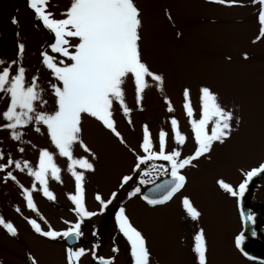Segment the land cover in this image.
I'll use <instances>...</instances> for the list:
<instances>
[{"label": "rangeland", "instance_id": "rangeland-1", "mask_svg": "<svg viewBox=\"0 0 264 264\" xmlns=\"http://www.w3.org/2000/svg\"><path fill=\"white\" fill-rule=\"evenodd\" d=\"M251 2L0 0V264L60 261L67 231L101 237L117 211L161 264L180 206L215 237L233 168L264 144ZM148 160L184 176L153 209L128 187Z\"/></svg>", "mask_w": 264, "mask_h": 264}, {"label": "flooded vegetation", "instance_id": "flooded-vegetation-1", "mask_svg": "<svg viewBox=\"0 0 264 264\" xmlns=\"http://www.w3.org/2000/svg\"><path fill=\"white\" fill-rule=\"evenodd\" d=\"M250 1L252 2L239 6H250L246 15L252 16L253 21L259 17V22H263L264 0ZM250 158L253 160L250 161ZM248 161L242 167L237 165L233 168V173L238 175L231 189L224 190L226 203L223 204L221 213L220 210L213 212V223H220V219L222 220L221 225L216 227L217 235L214 234V238L205 237L207 233L202 229L201 219L190 211L196 210L194 207L185 209L180 206L177 223L179 242L174 247L177 254L172 258L174 264H218L215 261L223 264L215 256L218 251H222L226 264H264V144L252 149ZM147 163L150 167L143 169L140 178L138 176L135 183L128 187L138 188V202L145 208L153 209L167 203L180 191L184 176L177 170L168 175L178 178L166 198H160L161 195L156 194L149 200L142 199V189L166 177L161 175L165 170L164 164L150 160ZM157 175L161 177L156 178ZM127 191L128 189L125 192ZM222 195L220 192L211 198L215 204L211 207L216 204L219 206ZM119 212H116V221L103 228V237L82 238L76 230H73L75 233L72 237L66 238L65 234L62 246L67 254L53 264H161L159 254L150 252L151 247L140 240L125 215Z\"/></svg>", "mask_w": 264, "mask_h": 264}, {"label": "water", "instance_id": "water-1", "mask_svg": "<svg viewBox=\"0 0 264 264\" xmlns=\"http://www.w3.org/2000/svg\"><path fill=\"white\" fill-rule=\"evenodd\" d=\"M35 19H38V15L36 14ZM174 182L172 178H164L153 185L148 186L144 190H142L141 196L142 198H154L155 195L160 194L162 196L167 195L168 192L173 188ZM157 198V197H156ZM69 235V234H68ZM67 235V236H68ZM74 234H70L68 237H72Z\"/></svg>", "mask_w": 264, "mask_h": 264}]
</instances>
